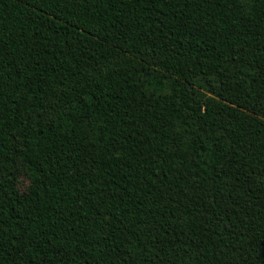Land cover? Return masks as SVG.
Listing matches in <instances>:
<instances>
[{"label": "trees", "instance_id": "16d2710c", "mask_svg": "<svg viewBox=\"0 0 264 264\" xmlns=\"http://www.w3.org/2000/svg\"><path fill=\"white\" fill-rule=\"evenodd\" d=\"M0 264H264V0H0Z\"/></svg>", "mask_w": 264, "mask_h": 264}, {"label": "rangeland", "instance_id": "374dc122", "mask_svg": "<svg viewBox=\"0 0 264 264\" xmlns=\"http://www.w3.org/2000/svg\"><path fill=\"white\" fill-rule=\"evenodd\" d=\"M28 186L27 178L24 175H20L17 182L19 191L24 192Z\"/></svg>", "mask_w": 264, "mask_h": 264}]
</instances>
